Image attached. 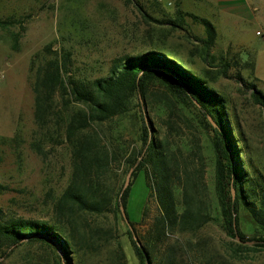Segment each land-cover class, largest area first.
Listing matches in <instances>:
<instances>
[{
	"label": "rangeland",
	"instance_id": "obj_1",
	"mask_svg": "<svg viewBox=\"0 0 264 264\" xmlns=\"http://www.w3.org/2000/svg\"><path fill=\"white\" fill-rule=\"evenodd\" d=\"M243 1L246 17L239 9L234 12V5L222 10L218 0H0V22L14 23L5 29L0 27V208L27 219L50 220L54 201L72 178V148L66 142L60 144L64 127L55 145L46 139L45 131L38 130L33 119L31 69L60 51L70 53L71 69L86 80L106 77L111 61L125 55H140L153 48L163 54L175 51L176 59L191 63L194 72L207 71L213 88L227 101L242 164L249 173L264 175V114L243 84H254L264 93V42L256 35L264 36V0ZM177 9L205 18L214 26L217 38L210 54L216 58L222 55L230 62L228 79L200 58L202 45L197 39L205 37L202 26L187 17L179 23L181 28L156 23L177 19ZM159 90L153 88L148 104H141V108L91 125L83 132V136L96 135L116 157L98 182L114 200L130 169L127 161L140 149L139 117L143 116L155 137L174 155L181 174L176 185L177 203L182 202L184 172L189 173L198 180L199 199L214 217L217 204L211 134L197 125L191 112L166 110ZM76 106L71 105L68 114L75 112ZM54 128L50 130L53 133ZM17 133L19 141L15 143ZM37 141L41 142V154L32 147ZM157 216L153 189H148L144 173L138 172L129 185L127 202L128 221L135 224L137 238L147 233ZM119 218L111 213L80 218L87 236L92 234L90 229H115L117 238L107 242L95 237L97 244L86 248L75 236L82 249L75 264H139L125 222ZM241 230L248 248H237L241 242L226 234L220 220L209 222L195 236L169 235L167 242L175 246L179 264H264V249L254 247L252 226L245 216L241 217ZM116 244L123 260H116ZM27 257L38 264L52 263L48 251L26 247L7 259L0 258V264H21Z\"/></svg>",
	"mask_w": 264,
	"mask_h": 264
},
{
	"label": "trees",
	"instance_id": "obj_2",
	"mask_svg": "<svg viewBox=\"0 0 264 264\" xmlns=\"http://www.w3.org/2000/svg\"><path fill=\"white\" fill-rule=\"evenodd\" d=\"M176 14L175 20L156 23L167 22L173 27H180L179 23L182 24L187 17L202 26L205 37L197 39L202 45L199 49L200 58L207 66L219 69V74L228 79L230 62L222 55L216 58L210 54L217 38L214 26L207 19L183 13L180 9H177ZM13 24V21L0 22V27L5 29ZM48 49L49 46L45 50ZM170 52L163 54L153 48L140 55H125L113 59L107 76L92 80L76 76L71 69L68 51L53 52L54 56L35 69L32 67L34 123L39 131L46 132V139L55 145L59 143L57 137H60V131L64 127V139L60 144L66 142L72 148L73 173L69 184L53 203V217L50 220L27 219L0 208V258L7 259L19 248L29 247L48 251L52 258L51 264H75L74 259L82 250L77 246L75 236L79 242L83 240L86 248L95 246L100 240H115V229L109 232L94 228L90 229L92 234L87 236L84 225L79 220L83 215L100 216L111 213L116 220L120 217L124 221L121 206L128 221L129 185L141 171L148 189H153L159 216L153 220L147 233L138 238L135 224L129 221L128 225L124 223L139 264H179L177 250L175 246L168 244L167 237L177 233L195 236L213 220H220L223 230L230 238H239L241 244H236L237 248H248L243 244L245 234L241 230L242 216L247 217L252 226L251 241L254 242V247L264 249V175L251 174L242 164L231 129L227 101L213 88L207 71L194 72L191 63L178 61L176 52ZM237 79L239 84L243 82L240 75H237ZM243 84L249 88L253 104L264 114V93L254 84ZM156 87L160 89L159 94L164 99L162 106L166 110L171 113L175 110L191 112L197 125L211 134L217 204L214 217L211 212L206 211L204 203L199 199L198 180H193L189 173L184 172L182 202L177 203L176 185L181 181V174L174 155L165 142L155 137V131L149 122L146 124L143 116L139 117L140 149L127 161L129 168H133L128 187L124 191L122 187L112 200L98 182L107 165L116 160V157L101 145L96 135L83 136V132L91 125L127 115L134 108H141V104H148L151 90ZM73 104L77 105V109L68 114ZM53 125L54 133L50 131ZM13 141H19L18 133ZM32 147L37 154H41V142L33 143ZM231 190L234 191L233 197ZM128 226L137 242L133 240ZM95 237L97 241L94 240ZM9 250L11 253H8ZM115 255L118 261L124 258L118 244ZM26 259L21 264H38L34 259Z\"/></svg>",
	"mask_w": 264,
	"mask_h": 264
},
{
	"label": "crops",
	"instance_id": "obj_3",
	"mask_svg": "<svg viewBox=\"0 0 264 264\" xmlns=\"http://www.w3.org/2000/svg\"><path fill=\"white\" fill-rule=\"evenodd\" d=\"M243 3H244L243 0H218V5L222 10H226L224 8H229L230 6L232 8V5H234V7L236 8V11L234 12H237V10L239 9V12L241 11L242 13H244L242 14V16L246 17L248 15L245 13V8H243L244 7Z\"/></svg>",
	"mask_w": 264,
	"mask_h": 264
},
{
	"label": "water",
	"instance_id": "obj_4",
	"mask_svg": "<svg viewBox=\"0 0 264 264\" xmlns=\"http://www.w3.org/2000/svg\"><path fill=\"white\" fill-rule=\"evenodd\" d=\"M208 120H209V122L211 123V125L214 126V124H213V122L211 121V119L208 118ZM132 172H133V168L129 169V171H128L127 175H126V178H125V182H124V185H123L122 191H124V190L128 187V185H129V183H130V178H131V174H132ZM231 193H232V197H233V196H234V191L231 190ZM120 211H121V215H122V217H123V219H124L126 225H128V221H127V219H126L124 209H123V207H121V206H120ZM128 227H129V226H128ZM129 230H130V232H131L132 235H133V240H134L135 242H137V238H136L135 235L133 234V231H132L131 227H129ZM236 240H239V238H238L237 236H236Z\"/></svg>",
	"mask_w": 264,
	"mask_h": 264
},
{
	"label": "built area",
	"instance_id": "obj_5",
	"mask_svg": "<svg viewBox=\"0 0 264 264\" xmlns=\"http://www.w3.org/2000/svg\"><path fill=\"white\" fill-rule=\"evenodd\" d=\"M256 35H257V36H259V37H261V38H262V40H263V42H264V36H263V35H261V33H256Z\"/></svg>",
	"mask_w": 264,
	"mask_h": 264
}]
</instances>
